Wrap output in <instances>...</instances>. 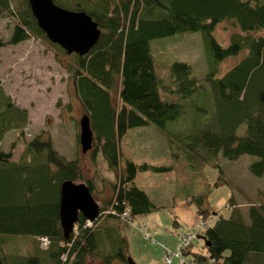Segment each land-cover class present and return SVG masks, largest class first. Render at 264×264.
Here are the masks:
<instances>
[{
	"label": "trees",
	"instance_id": "1",
	"mask_svg": "<svg viewBox=\"0 0 264 264\" xmlns=\"http://www.w3.org/2000/svg\"><path fill=\"white\" fill-rule=\"evenodd\" d=\"M54 2L69 10L86 12L102 30L100 39L88 54H76L73 78L76 95L90 118L95 135L92 151L99 147L115 172L112 196L105 205H99V215L90 226L85 225L87 219L80 214L69 237H64L59 215L62 183L84 184L92 195L94 183L83 179L77 160L69 161L55 150L50 137L39 135L26 140L23 129L28 121L27 110L14 105L0 79V264H113L114 261L128 264V241L119 232V225L102 226L100 222L106 219L128 222L135 216L165 208L153 203L136 180L139 171L165 172L172 166L138 164L128 158L119 171L120 141L129 129L153 124L171 137L168 146L171 155L177 157L173 141L178 136L176 132L173 134V129L186 112L181 103L161 99V79L155 70L151 41L176 33L201 32L208 64L203 79L209 84V93L222 114L223 132H215L207 126L202 131L181 135L178 141L188 146L192 157L197 147L211 158L219 153L230 160L243 154L254 155L257 160L249 165V170L262 176L264 0ZM24 5L9 40L0 39V48L29 40L34 35L46 38L32 15L28 0H24ZM5 12L12 13L10 0H0V16ZM225 21L233 22L239 31L231 33L229 44L223 46L216 41L213 32ZM53 45L61 50L59 45ZM243 51L247 54L240 62L224 76L217 77L218 67ZM170 74L182 99L205 95L199 90L200 80L193 76L187 62H173ZM116 84H119L118 105L111 100ZM242 124L246 125V134L239 136L237 129ZM16 130L25 147L17 162L13 160L16 143L12 142L7 151L1 148L5 136ZM28 154L33 161H24ZM21 160L23 162H19ZM186 200L195 206L201 221L209 222L214 215L216 217L213 226L208 223L207 228L197 234L207 241L208 256L195 255V264H264V203L249 209L250 222L247 223L235 209L228 219L219 216L207 194H188ZM11 235L32 236L39 253L35 249L33 256L27 257L11 252L6 247L10 240L5 238ZM40 237L49 240L47 247L40 246ZM187 253L184 249L183 255Z\"/></svg>",
	"mask_w": 264,
	"mask_h": 264
},
{
	"label": "rangeland",
	"instance_id": "2",
	"mask_svg": "<svg viewBox=\"0 0 264 264\" xmlns=\"http://www.w3.org/2000/svg\"><path fill=\"white\" fill-rule=\"evenodd\" d=\"M10 8L12 13L5 12L0 16V39L4 42L11 36L18 21L17 15L25 9L24 0H10ZM237 31L233 22L225 21L218 24L213 36L219 44L226 46L230 34ZM151 52L156 73L161 79V99L176 101L185 107L186 112L176 122L178 124L173 134L176 132L180 137L202 131L207 126L215 132H223L222 114L209 93V84L203 79L208 64L201 32L176 33L154 39L151 41ZM246 54L247 51H243L224 61L218 67L217 77L224 76ZM76 56L67 54L62 48L59 50L47 37L34 35L29 40L0 48V79L14 105L27 110L28 121L23 129L26 140L30 141L39 135L50 137L59 154L69 161L77 160L83 179L94 183V199L103 206L112 196L115 172L108 166L99 147L86 153L81 150L80 120L87 113L76 95L73 78L77 67ZM175 61L191 65L193 76L200 80L199 90L205 93L203 97H180L170 74V67ZM118 87L119 84H116L111 92V100L116 105L119 104ZM245 134L246 125L242 124L237 129V135ZM18 137V130L8 133L1 146L7 151L12 142L16 143L13 156L15 162L25 152L23 142ZM178 137L173 141L177 157L171 155L168 146L171 137L153 124L129 129L120 141L117 163L119 171L124 168L128 158L138 164L146 162L157 166H172L171 170L165 172L139 171L136 180L138 187L144 189L152 200L164 203L165 208L135 216L128 222L114 219L100 222L102 226L107 222L119 225V232L128 241V253L136 264H167L164 261L167 252L170 253V257H167L170 259L169 264H195V255L208 256L205 241L197 237L185 247L187 254L179 253L177 234L186 233L193 224L198 227L200 223L194 205H187L194 211L192 218L178 210L188 194H207L210 205L219 216L228 219L235 209L236 214L247 223L250 222L249 209L264 203V174L256 176L249 170V165L257 160L256 156L243 154L230 160L219 153L211 158L201 147H197L192 157L188 146L180 143ZM95 144L98 145L97 142ZM31 160L32 155L25 156L24 161ZM215 222L214 215L209 225L213 226ZM144 232L151 237L145 238ZM5 238L10 240L6 242V247L11 252L27 257L30 252L34 253L32 236L11 235ZM99 243L103 246V242L99 240ZM113 264L120 263L114 261Z\"/></svg>",
	"mask_w": 264,
	"mask_h": 264
},
{
	"label": "water",
	"instance_id": "3",
	"mask_svg": "<svg viewBox=\"0 0 264 264\" xmlns=\"http://www.w3.org/2000/svg\"><path fill=\"white\" fill-rule=\"evenodd\" d=\"M28 3L41 31L51 43L59 45L67 54L84 56L100 39L102 30L99 24L86 12L66 9L54 0H28ZM93 141L94 132L86 114L80 120L79 133L83 153L92 149ZM60 192V226L64 237L68 238L80 214L93 221L99 215L100 207L84 184L65 181ZM198 238L204 239L203 236ZM205 245L208 246L206 240ZM128 264L136 263L132 257H128Z\"/></svg>",
	"mask_w": 264,
	"mask_h": 264
},
{
	"label": "built area",
	"instance_id": "4",
	"mask_svg": "<svg viewBox=\"0 0 264 264\" xmlns=\"http://www.w3.org/2000/svg\"><path fill=\"white\" fill-rule=\"evenodd\" d=\"M124 215L127 216V213H125ZM85 225L90 226L91 222L87 221L85 223ZM205 225H207V223L204 221H201L199 226H200V228L203 229ZM197 233H198V230L193 228V229L187 231L186 233L178 234L177 238H178V248L180 249V251H179L180 254H182L185 247H188L191 244V242L196 238ZM144 236H145V238H147V236H148L147 233L144 232ZM149 237H151V236H148V238ZM39 241H40V244L42 247H47L49 244V240L45 237H40ZM167 257H170L169 252H167L165 254V257H164L165 258L164 261H166L167 264H169L170 259H167Z\"/></svg>",
	"mask_w": 264,
	"mask_h": 264
},
{
	"label": "crops",
	"instance_id": "5",
	"mask_svg": "<svg viewBox=\"0 0 264 264\" xmlns=\"http://www.w3.org/2000/svg\"><path fill=\"white\" fill-rule=\"evenodd\" d=\"M150 199H151V197H150ZM152 200V199H151ZM153 201V203H155L156 205H159V206H163V204L164 203H162L161 201H158V203L156 202V201H154V199L152 200ZM187 205H190L189 203H187V200H186V197L183 199V201H182V206L178 209V210H180V213H182V214H188V215H190L191 216V218H192V215H193V213H194V211L192 210V208H190L189 206H187ZM197 214V213H196ZM197 218H198V216H197ZM197 218L195 219V221L197 220ZM199 219V218H198ZM107 225L108 226H112L113 224L111 223V222H107ZM197 226V225H196ZM196 226H195V224H193V226H192V228L194 227V228H196ZM178 240V239H177ZM32 244H33V249H34V251H35V249H36V253H39V248L37 247V244H36V239H34V238H32ZM164 250V249H163ZM31 251V250H30ZM33 251V250H32ZM31 254H33V253H29V255H31ZM31 256H33V255H31ZM180 263V262H179Z\"/></svg>",
	"mask_w": 264,
	"mask_h": 264
},
{
	"label": "bare ground",
	"instance_id": "6",
	"mask_svg": "<svg viewBox=\"0 0 264 264\" xmlns=\"http://www.w3.org/2000/svg\"><path fill=\"white\" fill-rule=\"evenodd\" d=\"M206 228H207V225H205L203 229H206ZM192 242H193V241H192ZM192 242H191V244H192Z\"/></svg>",
	"mask_w": 264,
	"mask_h": 264
}]
</instances>
